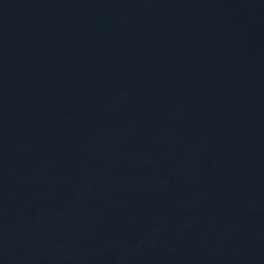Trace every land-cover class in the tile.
<instances>
[{
	"label": "water",
	"instance_id": "water-1",
	"mask_svg": "<svg viewBox=\"0 0 264 264\" xmlns=\"http://www.w3.org/2000/svg\"><path fill=\"white\" fill-rule=\"evenodd\" d=\"M0 264H264V0H0Z\"/></svg>",
	"mask_w": 264,
	"mask_h": 264
}]
</instances>
